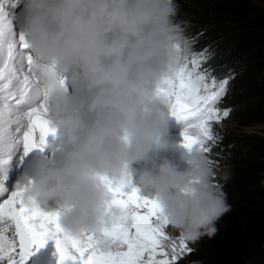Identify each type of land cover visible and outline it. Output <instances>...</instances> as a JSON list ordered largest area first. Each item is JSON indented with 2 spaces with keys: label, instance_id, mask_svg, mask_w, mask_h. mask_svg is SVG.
<instances>
[{
  "label": "clouds",
  "instance_id": "obj_1",
  "mask_svg": "<svg viewBox=\"0 0 264 264\" xmlns=\"http://www.w3.org/2000/svg\"><path fill=\"white\" fill-rule=\"evenodd\" d=\"M15 3L24 13L33 80L66 149L59 166L37 164L24 202L54 201L66 233L99 236L125 219L109 185H127L131 165L172 151L179 164L161 157L136 170L135 184L188 243L214 236L230 211L226 193L213 183L204 152L168 142L169 108L158 92L190 52L178 0Z\"/></svg>",
  "mask_w": 264,
  "mask_h": 264
},
{
  "label": "snow or ice",
  "instance_id": "obj_2",
  "mask_svg": "<svg viewBox=\"0 0 264 264\" xmlns=\"http://www.w3.org/2000/svg\"><path fill=\"white\" fill-rule=\"evenodd\" d=\"M9 4L15 7V0H0V171L18 152L22 159L34 149L42 151L46 137L56 133L32 77L28 41L23 33L14 32L5 10ZM208 59L204 52L184 56L158 92L181 125L180 145L199 148L210 164L212 148L222 139L214 125L233 111L221 109L219 103L234 76L217 78L210 67H203ZM24 187L9 192L0 177V264H25L48 240L54 241L57 264H179L194 251L181 236L168 231L158 202L140 195L130 181L109 185L110 202L123 210L125 219L99 236L66 233L59 211L46 212L24 202Z\"/></svg>",
  "mask_w": 264,
  "mask_h": 264
},
{
  "label": "trees",
  "instance_id": "obj_3",
  "mask_svg": "<svg viewBox=\"0 0 264 264\" xmlns=\"http://www.w3.org/2000/svg\"><path fill=\"white\" fill-rule=\"evenodd\" d=\"M178 3L188 55L204 52V68L219 79L234 76L223 109H233L228 117L235 124L217 133L222 139L210 155L213 183L226 193L230 211L214 236L189 243L194 251L179 264H264V0ZM255 125L260 129L245 130Z\"/></svg>",
  "mask_w": 264,
  "mask_h": 264
},
{
  "label": "rangeland",
  "instance_id": "obj_4",
  "mask_svg": "<svg viewBox=\"0 0 264 264\" xmlns=\"http://www.w3.org/2000/svg\"><path fill=\"white\" fill-rule=\"evenodd\" d=\"M227 97V93L226 95L222 98L221 102L219 103V107L221 106V104L223 103V101L226 99ZM234 123L231 121V119H223L221 123L214 125L215 129L219 132V131H226L229 128H233L234 127ZM260 129V126H251V127H247L245 130L248 132H254ZM181 133V125L179 123L176 122V120L170 115L169 116V122H168V136H167V140L170 144H181L182 141V137L180 135ZM214 147V146H213ZM170 151L167 152H160L158 154H150L149 156V160L147 161H143L140 162L138 165L137 164H133L130 166L131 170H132V176H135V172L136 170H139L141 168H147L150 166L151 163L153 162H159V159L161 157L163 158H168L169 160L173 161L174 163L179 164L178 158L175 154H172L171 156H169ZM181 168L183 167V165H179ZM135 182H131V185L134 186ZM136 188L139 190V188L136 185ZM129 190L126 188V191ZM140 195L142 196H147L149 198H152L151 194L145 195L144 192H142L141 190H139ZM168 231H170L171 233H173L174 235H176V231L173 229H170V227H168ZM177 236V235H176ZM26 264H29L28 261H25Z\"/></svg>",
  "mask_w": 264,
  "mask_h": 264
},
{
  "label": "bare ground",
  "instance_id": "obj_5",
  "mask_svg": "<svg viewBox=\"0 0 264 264\" xmlns=\"http://www.w3.org/2000/svg\"><path fill=\"white\" fill-rule=\"evenodd\" d=\"M5 8H9V5H6Z\"/></svg>",
  "mask_w": 264,
  "mask_h": 264
}]
</instances>
